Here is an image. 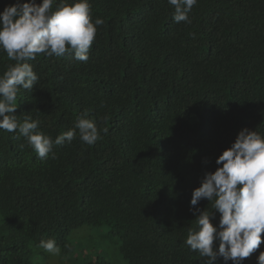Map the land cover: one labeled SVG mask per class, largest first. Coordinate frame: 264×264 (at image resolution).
I'll use <instances>...</instances> for the list:
<instances>
[{
  "label": "trees",
  "instance_id": "trees-1",
  "mask_svg": "<svg viewBox=\"0 0 264 264\" xmlns=\"http://www.w3.org/2000/svg\"><path fill=\"white\" fill-rule=\"evenodd\" d=\"M15 2L0 0V12ZM89 2L93 22L104 20L89 59L29 61L39 81L18 93L15 115L53 140L84 113L108 131L41 159L18 130H0V264H41L48 239L67 255L85 227L118 262L204 264L184 242L196 227L192 191L241 129L264 135V0H198L190 24L174 22L168 0ZM14 63L0 52V74ZM86 249L81 263L92 262ZM261 252L264 243L242 264Z\"/></svg>",
  "mask_w": 264,
  "mask_h": 264
},
{
  "label": "clouds",
  "instance_id": "clouds-1",
  "mask_svg": "<svg viewBox=\"0 0 264 264\" xmlns=\"http://www.w3.org/2000/svg\"><path fill=\"white\" fill-rule=\"evenodd\" d=\"M55 3L56 0H16L0 12V52L15 62L0 74V130H18L41 159L49 154L55 159L54 145L70 143L77 135L91 146L101 139V132L108 131L98 128L84 113L77 118L74 129L53 140L37 131L41 123L38 119L28 115L21 122L15 115L18 93L21 89L33 91L39 81L29 61L41 54L59 58L74 53L76 60L86 62L98 27L104 23L100 17L93 22L89 0H60L53 10ZM168 3L174 7V22L191 23L189 13L198 0ZM215 164V171H206L200 186L192 191L190 211L196 227L188 229L184 242L191 251L207 258L204 264H216L221 257L224 264H242L264 243V135L246 127L241 129ZM202 200L211 203V210L198 207ZM216 212L220 219L214 226ZM38 247L54 256L61 251L54 239L41 240ZM257 264H264V252L257 257Z\"/></svg>",
  "mask_w": 264,
  "mask_h": 264
},
{
  "label": "rangeland",
  "instance_id": "rangeland-1",
  "mask_svg": "<svg viewBox=\"0 0 264 264\" xmlns=\"http://www.w3.org/2000/svg\"><path fill=\"white\" fill-rule=\"evenodd\" d=\"M82 230H85L88 233L85 238H77L75 234L72 236L71 240L74 244V248L72 251L70 250L71 253L67 255L59 254L55 256L49 253V257L43 260L41 264H85L84 261H87L89 264H125L121 260L118 262V256L115 255L116 250L114 249L113 243L107 241L105 243L98 244L90 240L87 242L86 238L91 234L94 235L95 231H92L87 227L82 228L80 231ZM84 246L87 247L85 251L89 255L88 258H91L92 262L82 260L81 263L78 259L79 256H82Z\"/></svg>",
  "mask_w": 264,
  "mask_h": 264
}]
</instances>
